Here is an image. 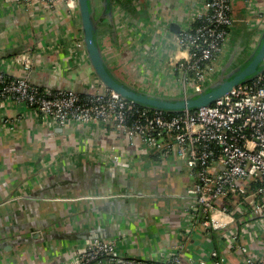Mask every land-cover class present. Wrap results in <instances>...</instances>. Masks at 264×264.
I'll return each instance as SVG.
<instances>
[{
	"label": "crops",
	"instance_id": "1",
	"mask_svg": "<svg viewBox=\"0 0 264 264\" xmlns=\"http://www.w3.org/2000/svg\"><path fill=\"white\" fill-rule=\"evenodd\" d=\"M203 2L143 0L135 17L126 11L121 17L113 4L117 36L101 38L107 66L136 90L181 95L166 65L176 55L169 26L180 27L187 12L201 10ZM233 6L239 20L230 30L229 49L236 54L257 41L241 21L242 0H233ZM158 18L168 24L164 35L156 31ZM123 21L136 31L134 41L125 35ZM79 41L77 11L58 4L50 10L36 6L29 15L12 0H0V54L5 57L0 63L32 50V81L86 94L85 82L94 77L76 47ZM22 111L0 104V264H70L88 245L84 237L114 241L119 255L145 261L164 259L182 243L186 253L177 264H211L210 234L201 228L186 232L183 197L190 182L184 167L128 145L109 126L60 127L27 115L17 121ZM5 125L13 127L11 133ZM135 155L142 162L134 164L133 174ZM257 239L249 249L264 257V236ZM216 243L217 249V238ZM222 254L223 264L240 262L236 250Z\"/></svg>",
	"mask_w": 264,
	"mask_h": 264
},
{
	"label": "built area",
	"instance_id": "2",
	"mask_svg": "<svg viewBox=\"0 0 264 264\" xmlns=\"http://www.w3.org/2000/svg\"><path fill=\"white\" fill-rule=\"evenodd\" d=\"M129 1L134 9L143 6V0ZM12 2L29 15L36 6L50 10L58 4L70 12L77 11V0ZM242 2L244 20L255 32L253 41H257L263 17L255 0ZM203 3L201 10L187 12L179 32L171 34L169 40L176 55L166 65L172 82L184 95L198 93L215 80L236 23L233 0ZM119 12L122 17L123 11ZM155 23L158 34L164 35L169 29L159 18ZM122 26L125 35L134 41L133 27L124 21ZM76 47L86 57L83 42L76 43ZM34 58L32 50H25L0 63V104L23 108L17 121L27 115L60 127L109 126L128 145L142 147L160 162L176 161L186 169L190 182L183 197L187 201L186 232L201 228L206 235L218 234L219 248L210 249V263L223 264L222 253L236 250L238 264H264V257L248 246L264 236V67L211 106L167 117L120 97L95 79H88V92L79 94L62 88L39 91L40 87L27 80L11 76L15 69L35 70ZM5 128L10 133L13 130L11 125ZM133 158L135 163L130 164L135 174L134 164L142 160L138 155ZM245 238L248 241L243 243ZM185 253L180 243L164 259L145 261L119 255L114 241L95 239L70 264H177Z\"/></svg>",
	"mask_w": 264,
	"mask_h": 264
},
{
	"label": "water",
	"instance_id": "3",
	"mask_svg": "<svg viewBox=\"0 0 264 264\" xmlns=\"http://www.w3.org/2000/svg\"><path fill=\"white\" fill-rule=\"evenodd\" d=\"M255 2L257 3L259 13L263 17L261 23V25H263V28L259 35L257 45L255 46L253 53L250 54L246 59H244L243 63L240 66H238L234 71L228 73L227 75H224V72L229 68L230 65V63L224 62V66L218 71L217 78L213 82L205 86V88L198 93L188 92L186 95L181 94L175 96H157L156 98H152L150 97L149 93H140L139 91L122 81L121 78L117 77L111 71V69L106 64L103 49L101 47V41L99 40L101 27H109L110 34L108 35L112 39L116 38L117 36V30L114 22L113 4H115L116 7H118L122 11H126L130 13V15L135 17L137 13L135 12L134 7L131 4L130 6L125 7L120 0H77V16L81 25L82 42L92 76L105 89L111 90L120 97L134 102L135 104L149 107L158 111H182L211 106L228 91H230L234 86L248 81L252 75L260 72V70H262L264 67V2L261 0H255ZM233 16L236 21L239 20L235 17L234 12ZM243 16L245 18V11ZM244 18L241 19V21H244ZM169 27L173 33H178L180 30V27L177 24H171ZM23 51L24 50H22V52ZM233 51L235 52V49L233 48H230L228 50L225 61L231 58V56L234 54ZM14 55H17V53L10 54L9 56L12 57ZM0 58L5 57L4 55L0 54ZM245 63H247L246 67H244L242 71H240ZM33 71H21L16 74H11V76L25 79L32 85L40 88H62L51 87L47 84L45 86V84L43 85L38 83L37 81H32L35 77ZM68 91L71 90L68 89ZM74 181H76L75 177ZM33 237L35 238L36 236L33 235ZM84 238H88L89 243L95 239H98L95 237Z\"/></svg>",
	"mask_w": 264,
	"mask_h": 264
},
{
	"label": "flooded vegetation",
	"instance_id": "4",
	"mask_svg": "<svg viewBox=\"0 0 264 264\" xmlns=\"http://www.w3.org/2000/svg\"><path fill=\"white\" fill-rule=\"evenodd\" d=\"M98 4V3H97ZM99 6V5H98ZM101 29H103V27H101ZM108 35V34H107ZM257 45V42L254 44V45H252L251 47H242L241 49H240V51H237V53L236 54H233L232 56H231V58H229L227 61H224V62H226V63H230V65H229V68L224 72V75H227L228 73H230V72H232V71H234L238 66H240L242 63H243V61H244V59H246L250 54H252L253 53V51H254V49H255V46ZM246 49V50H245ZM224 64L225 63H223L222 65H221V67H220V69L224 66ZM246 64L247 63H245L244 64V66L240 69V71H242V69L244 68V67H246ZM237 74V73H236ZM218 75V74H217ZM216 78H217V76H216ZM215 78V79H216Z\"/></svg>",
	"mask_w": 264,
	"mask_h": 264
},
{
	"label": "trees",
	"instance_id": "5",
	"mask_svg": "<svg viewBox=\"0 0 264 264\" xmlns=\"http://www.w3.org/2000/svg\"><path fill=\"white\" fill-rule=\"evenodd\" d=\"M120 1L123 3V5L125 7H128L131 4L129 0H127V2H126V0H120ZM107 34H110L109 27L108 28L107 27H103V29H101V31H100V39L99 40L101 41V38L103 36L107 35ZM21 52H22V50L20 52H17V54H19ZM41 90H43V89L40 88L39 91H41ZM137 91H139L140 93H145L146 94V92H144V91H140V90H137ZM149 95L152 98H156L157 96H160V95H153V94H149ZM136 105H138V104H136ZM138 106H140L142 108H146V109L151 110V111L155 110V109H152V108H149V107H144V106H141V105H138ZM161 112L167 117H172V116L176 115L179 111H168V110H165V111H161ZM216 238H217V233L211 232L210 233V239H211V242H213V247L215 249H216V246H217Z\"/></svg>",
	"mask_w": 264,
	"mask_h": 264
},
{
	"label": "rangeland",
	"instance_id": "6",
	"mask_svg": "<svg viewBox=\"0 0 264 264\" xmlns=\"http://www.w3.org/2000/svg\"><path fill=\"white\" fill-rule=\"evenodd\" d=\"M119 78H121L122 79V77L121 76H119V75H117ZM123 80V79H122Z\"/></svg>",
	"mask_w": 264,
	"mask_h": 264
}]
</instances>
